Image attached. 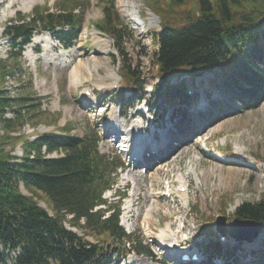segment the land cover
<instances>
[{
	"label": "trees",
	"instance_id": "16d2710c",
	"mask_svg": "<svg viewBox=\"0 0 264 264\" xmlns=\"http://www.w3.org/2000/svg\"><path fill=\"white\" fill-rule=\"evenodd\" d=\"M99 1L103 18L94 28L113 40L118 53L114 59L126 88L131 89L130 96L120 92L110 99L125 112L145 100L149 79H153L154 102L169 97L166 104L181 112L179 105L188 102L189 90L184 79L174 85L173 78L194 80L207 74H213L210 90L220 88L230 102L240 105L233 110L235 114L264 104V0H156L149 10L160 19V28L146 34L151 39V54L131 24L122 19L117 0ZM86 2L84 9L89 6ZM84 24V11L37 8L28 16L17 14L4 28L3 37L13 54L10 66L0 60V264H121L132 253L151 256L150 248L121 226V201L105 198L117 186L123 162L101 154L96 134L79 136L65 127L60 134L34 140L24 134L12 136L25 125L27 114L41 106V99L32 94L13 96L4 90L8 68L22 70L23 53L36 34L47 32L64 48H72ZM128 40L148 57V74L128 58ZM212 111V126L221 120L217 113L230 115L220 106ZM9 112L11 119L6 118ZM178 115L183 117V113ZM18 145L21 158L14 155ZM219 149L237 158L231 147ZM55 153L61 155L51 158ZM115 192L120 200L125 197ZM41 201L47 209L40 206ZM191 210L200 213V205L194 203ZM203 220L206 233L213 232L217 238L215 218ZM234 220L250 221L264 229V197L239 205L226 223L228 230ZM89 235L102 239L94 243L86 239ZM205 250L210 256L232 255L218 243Z\"/></svg>",
	"mask_w": 264,
	"mask_h": 264
},
{
	"label": "rangeland",
	"instance_id": "374dc122",
	"mask_svg": "<svg viewBox=\"0 0 264 264\" xmlns=\"http://www.w3.org/2000/svg\"><path fill=\"white\" fill-rule=\"evenodd\" d=\"M86 1L0 0V60L7 66L12 65L9 56L13 53L3 33L5 26L15 20L17 14L28 16L37 8L51 12H85L83 33L72 48H64L49 33L42 32L34 37L49 36L53 40L50 49H45L43 43L32 41L23 53L22 70L8 68L4 90L13 96L32 94L41 99V106L27 114L25 125L12 136L24 134L29 140H34L45 134H60L68 127L72 134L79 136L96 134L101 154L121 159L123 168L120 169L117 186L108 191L105 198L121 201V226L151 251V256L132 253L121 264H184L173 257L183 250L179 246L205 249L213 243L234 253L230 251L232 255L222 260L214 259L216 254L210 256L208 252H203L204 263L211 258V264H264V248L261 250L263 229L256 243H239L229 234L223 242L213 232L206 233L203 220L225 217L228 223L243 202L264 197V104L258 109L235 114L240 105L230 102L222 89L210 90L213 74H207L194 80L189 77L173 78L171 83L174 85L184 79L193 93L186 104L180 103L181 112L166 104V101L170 102L169 97H166L168 100L162 98L154 102L156 97L151 94L153 79L147 82L145 100L125 112L110 99L115 95V86L117 91L125 89L127 95L131 94V89L126 88L121 78L119 62L114 59V56L118 57L117 50L111 38L94 28L103 18V7L99 0H88L89 6L84 9ZM155 1L117 0L116 3L122 19L131 24L149 54L153 47L146 34L151 29L160 28V19L149 10L153 9ZM4 16L7 17L3 19ZM104 39L111 43L108 54L99 48L98 42ZM126 53L134 66L140 64V69L148 74L151 68L148 57L142 54L135 42H126ZM93 61L99 62L100 66L94 68ZM75 75L77 80H74ZM102 84L104 88L100 87ZM84 90H89L90 95ZM84 96H92L91 102H87ZM211 101L214 103L211 104ZM219 106L230 115L217 113L221 120L212 126L214 117L210 113ZM138 112L142 117L136 114ZM164 112L166 114L162 118ZM180 113L183 117L178 115ZM12 117L11 112L6 115V118ZM113 117L116 123L123 126V135L114 132ZM2 134L0 129V136ZM166 134L169 144L159 152L163 144L161 139ZM144 144L154 148L158 155L152 157L147 153L144 155L145 162L134 166L130 155L136 147ZM219 147L224 150L231 147L237 158L220 160L214 153L221 152ZM14 155L21 158V145L17 146ZM60 155L55 153L51 158ZM180 186H185L187 191L181 193ZM115 190L120 195L125 194V197L120 200ZM222 202L226 203L225 209ZM194 203L200 205V213L191 210ZM40 206L48 208L44 201L40 202ZM212 225L215 226V222ZM86 239L96 243L102 238L89 235ZM167 245L175 251H169ZM241 245L253 246L257 251L244 248L241 250L246 253L243 257L237 249Z\"/></svg>",
	"mask_w": 264,
	"mask_h": 264
},
{
	"label": "bare ground",
	"instance_id": "6f19581e",
	"mask_svg": "<svg viewBox=\"0 0 264 264\" xmlns=\"http://www.w3.org/2000/svg\"><path fill=\"white\" fill-rule=\"evenodd\" d=\"M6 15V14H5ZM7 16H4V18L3 19H5ZM2 20V19H1ZM142 26H144L143 24H142ZM0 34H1V31H0ZM97 39V38H96ZM99 40V39H98ZM33 41H34V43L35 44H38V43H43V46L45 47V49H50V47H51V45H52V39L49 37V36H46V38H41V37H34V39H33ZM99 44H100V47L99 48H101L102 50V52H104L105 54H108V52H109V48H110V46H111V43L108 41V40H100L99 42H98ZM27 58H30V55L29 54H27ZM93 67L94 68H98L99 66H100V63L99 62H97V61H93ZM78 79V77L75 75V79L74 80H77ZM73 80V79H72ZM114 84H116V83H114ZM112 85H113V83H112ZM104 85L102 84V85H100V87H103ZM104 88V87H103ZM85 91V90H84ZM86 92H89V90H86L85 91V93ZM85 97V100L87 101V102H91V100L92 99H90L91 97H89V96H84ZM112 119V124H113V127L112 128H114L113 130H114V132L116 133V134H119V135H123L124 134V132H123V126L121 125V124H118V123H116L115 122V117H113V118H111ZM126 136H128V135H126ZM153 140H154V138H153ZM162 141H163V144H162V146L160 147V150H159V152H161L163 149H165L167 146H168V144H169V138L167 137V134L164 136V137H162V139H161ZM142 152H143V155H142ZM134 153L136 154V155H134ZM146 153H149V154H152V157H156L157 155H158V153L154 150V148L153 149H150V147L148 146V145H146V144H144V145H142L140 148H137L136 147V150L130 155L131 157H132V160H134L135 162H136V165L137 164H141V163H144L145 162V159H144V155H146ZM222 155H224V154H222V153H220V156H218V157H223ZM225 156V155H224ZM223 158H225V159H227V157H223ZM187 191V190H186ZM185 191V192H186ZM264 230V229H263ZM262 230V231H263ZM261 233V232H260ZM257 239H254L253 240V242L254 243H256L257 241H256ZM246 242V241H245ZM181 244H183V243H181ZM168 248H169V251H170V248H172V247H169V246H167ZM251 247V248H250ZM244 248H248V249H252V250H254L253 252H255L257 249L255 248V247H253V246H239V247H237V249H238V253H240L241 255H243V257L246 255V253H244V252H241V250L243 251L244 250ZM183 256V254L182 253H176L175 254V256H173L174 257V259H176L177 261H179V262H181V259H180V257H182ZM173 259V258H172ZM249 262V261H248ZM190 264H194V263H190ZM199 264H207V263H204L203 261H201Z\"/></svg>",
	"mask_w": 264,
	"mask_h": 264
},
{
	"label": "water",
	"instance_id": "95a60500",
	"mask_svg": "<svg viewBox=\"0 0 264 264\" xmlns=\"http://www.w3.org/2000/svg\"><path fill=\"white\" fill-rule=\"evenodd\" d=\"M216 222L217 231L220 233V235L226 236L228 230L226 225L227 218L219 217L216 219ZM73 231L78 233V231L75 229H73ZM259 233L260 229L255 223L241 220L232 221L228 232V234L233 238H236L237 241H246L248 243H253V240L258 237Z\"/></svg>",
	"mask_w": 264,
	"mask_h": 264
},
{
	"label": "built area",
	"instance_id": "2783aa9c",
	"mask_svg": "<svg viewBox=\"0 0 264 264\" xmlns=\"http://www.w3.org/2000/svg\"><path fill=\"white\" fill-rule=\"evenodd\" d=\"M18 253H19V252H18ZM18 253H16V254H13V257H17Z\"/></svg>",
	"mask_w": 264,
	"mask_h": 264
}]
</instances>
